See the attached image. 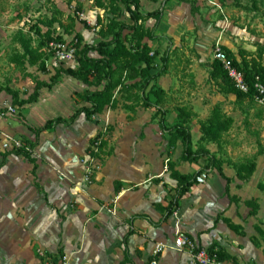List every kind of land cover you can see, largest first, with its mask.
<instances>
[{
	"label": "rangeland",
	"instance_id": "374dc122",
	"mask_svg": "<svg viewBox=\"0 0 264 264\" xmlns=\"http://www.w3.org/2000/svg\"><path fill=\"white\" fill-rule=\"evenodd\" d=\"M77 2L82 3L81 12L77 10V3L73 2L69 5L67 0H0V90L12 89L19 92L20 97L25 100L34 94L36 81L50 83L51 77L58 69L77 65V62L63 64L51 53L47 62L49 74L45 75L38 72L37 68L28 67L31 77H24L10 63L14 50L21 49L18 44L21 36L29 40L32 47L36 48L44 40L43 36L48 31H51L52 38L62 37L72 43L75 37L73 35L78 29L83 34L80 36L82 46L85 41L90 45H96L99 42V30L93 34L92 27L98 23L99 15L104 16L105 12L96 7L94 0H77ZM193 2L194 10H197L196 3ZM201 10L205 18L212 13L208 18L210 22H207L226 35L229 41L235 44L238 53L241 50L250 51L248 53H256L259 50L264 56V0H243L239 5L234 0H205L204 8ZM78 13H83L84 19ZM110 18L112 16L107 15V19ZM124 19L129 22L127 18ZM84 20L89 23L87 26L83 23ZM72 25L74 26L73 34H65L66 27ZM124 35L130 38L132 33L125 31ZM236 42H239V46ZM215 45L209 51L212 63ZM44 51L47 52V47ZM171 53L170 50L165 54L171 55ZM188 55V58H183V64H181L185 69L177 71V68H174L175 59L172 58V61H169L168 74L155 81V87L165 89L170 99L167 98L161 113H157L156 109L150 111L154 114L152 124L160 126L162 121L167 128L173 127L179 121V110L182 108L195 110L199 113V117L205 119L215 106L208 110L203 105L218 103L219 99L224 98L216 84L210 80L211 63L202 65V71L197 70L192 73L191 71L200 65L201 58L191 53ZM92 56L95 55L92 54ZM188 60L190 62L187 63ZM157 65L159 66L157 69L161 70L162 63L159 58ZM64 78L66 83H63V87H68V84L72 83L75 85L74 89L79 88L80 94L88 89L77 80L64 75L53 89H42L40 94L49 98L52 92H56V88L60 89L59 93L63 92L64 88L60 86V83ZM174 94L177 101H174ZM226 99L220 105L235 120L231 131L224 136L220 147L214 144L206 145L198 139L196 128L200 125V120H196L191 125V131L196 132L194 140L192 138L193 148L198 150L205 147L211 151H218L215 154L222 161L223 167H239L248 162L258 161L260 157L264 158L259 155L260 145L264 148V105L257 102H245L236 103L234 106V103ZM152 100L155 101L153 97ZM202 103L204 104L201 105ZM38 104H40L39 99L29 106L37 109ZM10 107L13 111L9 110ZM26 108L27 106L20 109L13 104L7 92H2L0 122L10 120L14 126H18L19 122L25 124L23 112ZM64 110L56 112L52 117L57 115L68 117V111L65 110L66 113H63ZM119 110L111 118L102 119L100 116H95L91 123H96L99 128L94 137L101 132L113 129L112 144L117 147L118 140L121 139L120 146L123 150L120 154L124 158L125 146L131 147L132 144L134 145L133 142L138 143V140L144 137L145 127L134 130L135 133L132 134L128 128L135 120V114L121 107ZM161 132L158 141L165 149L163 171L158 175H148L146 181L140 185L123 183L121 194L116 195L113 191L115 185L109 181L111 172L104 169L103 165L100 166L94 162L87 150L84 152L82 143L74 137L71 138L70 134L67 138L55 133L38 135L36 142L31 144L24 135L9 134L0 129V163L3 161V155L18 149L14 147L15 142H19L22 147L26 145L28 150H31L30 145H33L32 155L43 165L44 177L49 179V184H44L36 176L35 169L32 168L30 172L24 169L26 167L20 162L23 161L20 156L18 159L15 155L6 157L5 164L8 163V165L0 175V264H52V259L47 257V254H58L61 249L64 254L61 264H78V257L83 249L87 251V246L92 245L93 235L97 231L134 226L140 216L137 215L139 210H133L130 214L126 213V207L129 206L132 198L141 194L146 199L144 202L146 208L144 206L141 209H146V212L159 218V213L154 208L156 203L149 199L147 188H150L157 177L170 180L167 166L169 161L174 160L178 155L177 144L171 143L172 138L168 133ZM130 154L131 151H129ZM9 156L16 159L14 158L10 163ZM178 163L181 164L182 161L178 159ZM31 165L34 167V164L31 163ZM199 172L202 173L200 181L192 189L205 185L209 189V175L216 171L212 170L206 161ZM256 176L255 179L259 181L263 178L261 174ZM231 180L229 193L226 189H220V195L213 201L212 206L202 209L201 217L206 221V229L217 231V235L222 239L219 240V244L215 243L208 247L209 251L217 256L219 264H262L258 259L264 253V219H260L259 215H264V193L252 183L244 190L242 185L245 182L241 181L237 175ZM32 188H34V194L30 192ZM175 189L173 188L170 196L168 194L165 196V201L177 197L178 194H174ZM162 190L164 189L159 188L158 197L155 198L159 202L162 199ZM258 193L261 194L259 197L261 206L258 199H255ZM45 195L50 201L49 206L45 204ZM220 198L227 201L228 211L225 212L223 206H218ZM182 199H178V208L174 214L176 217L180 214ZM247 201L252 204L246 205ZM253 211L257 213L256 216L251 215ZM205 212L210 213V219L205 216ZM225 217L231 219L232 223L240 225L242 232L239 235L231 231L228 224L223 221ZM30 250L35 256L44 258V263L39 259L35 262L29 254ZM113 252L116 253L115 250L112 254ZM218 252L224 257L223 260L219 258ZM106 256L111 264L114 260L111 254L107 253Z\"/></svg>",
	"mask_w": 264,
	"mask_h": 264
},
{
	"label": "trees",
	"instance_id": "16d2710c",
	"mask_svg": "<svg viewBox=\"0 0 264 264\" xmlns=\"http://www.w3.org/2000/svg\"><path fill=\"white\" fill-rule=\"evenodd\" d=\"M71 5L77 3V10H83L82 3L77 0H67ZM157 2V0H153ZM168 1V0H166ZM237 5L243 0H234ZM96 7L105 12L104 16L98 17L97 27L99 30L100 40L96 45L84 44L82 46L81 34L74 33L73 41H77L75 47L76 67H68L58 69L54 76L51 77L50 83L36 81L34 94L28 99H22L19 92L6 88L0 90L7 92L11 96L14 105L20 109L27 105L35 103L40 97L42 89L51 90L57 85L58 81L67 75L74 80L82 83L88 89L83 94H76V105L78 108L68 118L58 117L49 120L44 127L34 130L36 136L46 130H52L60 124L72 125L82 115L87 121L92 120L95 116H100L110 110H116L122 107L123 110L134 113L140 106L143 109H156L157 113H161L162 108L166 104L167 93L162 88H156L154 83L161 77L168 74L169 61H172L173 55H160L157 51H153L148 44L144 43L146 39H154V29H156L163 17V11L158 10L152 13L143 14L141 11L142 0H94ZM194 7V4H193ZM195 13V10L193 8ZM107 15L112 18L107 19ZM127 18L129 22L125 19ZM154 21L153 29L146 27L147 21ZM83 23L87 26L86 21ZM90 28V27H89ZM91 29V28H90ZM125 31H130L132 35L125 37ZM74 26L66 27L65 34L72 35ZM74 36V35H73ZM44 40L36 48L32 47L29 40L23 36L19 37L18 44L21 49L14 50V54L10 57V63L24 77H31L28 73V67L37 68L38 72L45 75L49 74L47 62L51 53L44 51L51 42H62V37L52 38L51 31L44 36ZM74 43V42H72ZM223 51L232 61L233 66L243 73L245 81L249 86V92L243 93L239 91L223 65L214 60L211 64L210 80L216 84L221 92L236 96V103L251 102L255 103L256 84L264 86V56L261 51L256 53H248L247 51H239L238 55L234 54L227 47L222 46ZM153 53V55H151ZM94 54L95 56H92ZM162 63L161 70H158L157 59ZM152 97L155 101L152 100ZM198 115L191 109L182 108L179 110V121L173 127L167 128L165 123L160 121L162 131L170 135L173 145L180 142L183 146L181 160L190 164L197 163L201 159L206 160L208 166L216 171L218 175L226 181V192L229 193L232 180L228 178L223 170V163L216 154H212L207 148L195 150L193 148L191 125ZM235 120L229 117L221 105H216L207 120L200 122L201 138L204 144H214L220 147L221 142L231 129ZM113 129L99 133L90 140V146L87 153L98 165H104L106 160L114 154ZM30 144V143H27ZM28 150L24 145L21 148L12 150L3 155V161L0 163V171L5 165V159L8 155L23 156L35 164L32 156L33 145ZM259 155L264 156V148L260 145ZM36 166V165H35ZM235 166H233L234 168ZM256 161L248 162L235 167L237 177L244 182H248L256 172ZM170 172V178L176 183L174 194L177 197L167 199L165 206H160L164 217L162 222L167 221L176 213L178 208V199L184 196L196 186L201 177V172L196 174L185 175L176 169V164L169 161L167 166ZM156 182H161L157 180ZM166 186V185H165ZM260 191H264V183L258 185ZM173 189L168 190V196L172 194ZM174 196V195H173ZM250 201L246 205H251ZM252 216L257 213L253 211ZM229 228L240 234L241 227L234 225L229 219H223ZM218 256L223 260V256L218 252ZM47 257L52 259V264H61L64 257L63 251L59 250L58 254L48 253ZM44 263V258L38 257ZM152 261V260H151Z\"/></svg>",
	"mask_w": 264,
	"mask_h": 264
},
{
	"label": "crops",
	"instance_id": "0c3cea01",
	"mask_svg": "<svg viewBox=\"0 0 264 264\" xmlns=\"http://www.w3.org/2000/svg\"><path fill=\"white\" fill-rule=\"evenodd\" d=\"M193 1H195L196 3L195 8L197 10L199 9L200 11L195 10L194 13ZM204 2L205 0H157V2L153 0H142L141 2V12L143 14L152 13L158 10L163 11L162 20L159 26L154 29V39H146L144 43L148 44L153 51H157L158 53H160V55H164L166 52L171 50L175 59L174 68H177V71L185 69L181 64H183V58L186 59L189 57V53L196 55L198 58H201L200 65H197L196 68L191 71L192 73H195L197 70L202 71L203 69L201 66H204V64H212V61H210L211 59L209 51L214 44H220L221 46L227 47L234 54L238 55V50L236 49L235 44L229 41V38L226 35L222 34L221 31H217L211 24L208 23L210 22V19L208 18L212 13L208 15V18L204 17V13L201 10V8H204ZM145 25L147 28L153 29L155 26V22L152 20L147 21ZM77 33L82 34L78 29ZM64 40L67 39L65 38ZM236 43L239 46V42ZM85 44H87V41H85ZM188 62L190 61L188 60L187 63ZM65 80V78L62 79L60 86L63 87V83H66ZM70 84L71 85L68 84V87H63L64 89H62L63 92L61 93L58 92L60 91V89H54L58 93L52 92L49 98H46L45 96H42V94H40V104H38L39 107L37 109L33 106L27 105L26 110H24L23 112V116L26 121H24V123L28 126L20 122L18 123V126H14V124L10 123V120H6L4 122H0V129L8 132L9 134L24 135L31 142V144H33V142H36V135L34 133V130L44 127L47 121L56 119L58 117L68 119L77 109V106L75 105L77 104L75 103L77 97L74 93L80 94L78 90L79 88L74 89L73 87H75V85H73L72 83ZM163 90L166 92L165 89ZM219 91L221 90L219 89ZM221 94L224 96V98L219 99L218 103L212 102L210 105H205L204 103H202L201 105L204 104L203 106L205 107V109L209 110L216 105L222 104L227 100L226 98H228V100L234 103V106H236V96L228 95L223 92ZM174 96H176V94H174L173 97ZM74 97L76 99H74ZM167 98L170 99L169 96ZM174 101H177L175 97ZM62 108L68 111V117L57 115L53 118L52 116L55 115L56 112L62 111ZM29 110L30 112H28ZM65 110L63 111V113H66ZM120 110L118 108L116 110L107 111L103 115H100V118H111L115 115V112H118ZM151 110L153 109L146 110L139 106L136 109V112H134L135 120L128 128L129 131L134 134V130L145 127L144 137L140 138L138 140V143L133 142L134 145L132 144L131 147L125 146L124 149H126V152L124 158L121 157L120 154V152L123 150L120 146L121 139L118 140L117 147L113 145L114 154L109 157L103 165L104 169H108L111 172L109 181L113 182V184L115 185L114 187H112L114 188L113 191L116 195L121 194V187L123 183L129 185L143 184L146 181L148 175H158L164 169L165 149L162 145L159 144L158 141V137L162 133V129L157 124L151 123L154 118V114L150 112ZM193 111L197 115L199 114L197 111ZM224 112L227 114V111ZM227 115L233 118L229 114ZM207 118L202 119L198 115L196 120H200V122H202L207 120ZM199 127L200 125L196 128V130L198 131V139H200L202 136L201 130L199 131ZM98 130L99 128L96 123H91V120L87 121L85 116L82 115L72 125L60 124L52 130H46L42 132L40 135L42 136L49 135L50 133H55L67 138L68 134H70L71 138L74 137L75 140L82 143L85 152L89 147L90 140L93 139ZM129 131L127 132L129 133ZM194 133L196 134V132H192L193 140L195 136ZM129 135L131 134L129 133ZM116 136L118 139V134H116ZM208 150L212 154L218 153V151L215 150ZM129 151H131L130 155ZM182 152L183 146L180 142H178V155H176L175 159L172 160L176 164V169L178 171L185 175H190L202 170L206 163V160L201 159L197 163L190 164L181 160ZM16 157L18 159L19 156ZM20 157L21 160H23L20 162H22L26 167L24 169L29 172L30 170H32V168L35 169V174L40 180H42V183L49 184V179H46L44 177L45 171L43 170V165L40 162H37V160L33 157L36 161L33 167L28 158H25L23 156ZM14 158L12 156H9L8 159H11L9 162L11 163ZM178 159L182 161L181 164L178 163ZM13 162H15V160ZM7 165L8 163L4 165V167L0 171V175L3 171H5V167ZM256 165V172L254 173L252 178L242 185L244 190H246L247 186H249V184L251 183L254 184V187L257 186L258 188V185L264 181V158L260 157L258 161H256ZM223 170L225 175L230 179H233L237 175L236 170L232 166H225L223 167ZM258 174H261V176H263L260 181L259 179H255L257 177L256 175ZM52 175H54V173ZM155 179L156 180L154 181V183L150 185V188H147V192L149 195V199L152 202L156 203L154 208L155 211L159 213L160 217H155L152 213L146 212V209H141L144 208V206L146 208V205H144V202L146 201L145 196H141V194L137 197L132 198L129 201V206L126 207V213L131 214L133 210H139L137 212V215L140 216L137 218L138 220L136 219L137 221L135 222L134 226H123L119 229L107 228L104 231H97L96 234L93 235L94 239L92 245L89 244L86 248L89 253L83 249L82 254L77 259L78 264H110V261L106 256L107 253L111 254V258L114 259L111 264H150V261L152 259V249L157 243H167L168 246V249L160 257V264H189L190 256L188 252H178L172 249V242L178 232H185L189 234V236H191L190 238L194 240L199 247H203L208 250V247H211L213 244H219V240H222L221 237L217 235V231H208V229H206V221L205 219H202L201 213L202 209H204L206 206H212L213 201L216 200V198H218L220 195V189H226V181L221 178L217 172H212V174L209 175L208 180L210 188L207 189L205 185L196 189H192L182 199L180 214H178L177 217L173 215L167 221L162 222L164 215L160 210V206L167 205L165 196L168 194L169 189L172 190L176 187V183L171 180V178L169 181L158 177ZM159 179L161 180V182H156ZM159 188L164 189L161 191L162 199L160 202L158 201V199H155L156 197H158ZM33 190L34 188H32L30 192L34 194L35 191ZM262 193H264V191ZM260 196L261 194L258 193V196L255 197V199H258L259 203L261 199L259 198ZM45 202L47 206L50 205V201L47 195H45ZM218 206H223L225 209L224 211H228L229 207L227 205V201L221 200V198ZM207 213L205 212L204 214L210 219L211 215L210 213ZM218 218L219 216L215 221L216 224L218 222ZM259 218L264 219V215H259ZM233 224L236 226H240L235 223ZM236 235L239 234L236 233ZM113 250H115L116 253L113 252L112 254ZM29 254H31L35 262H38V257L35 256L31 250ZM258 260L262 264H264V253L259 256Z\"/></svg>",
	"mask_w": 264,
	"mask_h": 264
},
{
	"label": "built area",
	"instance_id": "2783aa9c",
	"mask_svg": "<svg viewBox=\"0 0 264 264\" xmlns=\"http://www.w3.org/2000/svg\"><path fill=\"white\" fill-rule=\"evenodd\" d=\"M78 15L82 16L84 19L83 13H78ZM97 30L98 27L96 24L92 27L93 34L97 33ZM73 40L74 39H72V42L74 43H71V41L69 42L67 40H63L62 42L53 41L47 46V52L52 53L54 57H56L63 64L74 63L76 62L77 48L75 47V44L77 43V41L75 42ZM151 55H153V53ZM214 60L220 62L223 65V68L228 73L229 77L235 84V87L239 91L243 93L249 92V86L245 81L243 73L233 66L232 61L223 51L220 44L215 45ZM256 92L255 102L264 105V86L259 83L256 84ZM9 110L13 111L11 107L9 108ZM14 147L21 148L22 145L19 142H15ZM167 249V243H157L152 249L151 264H160V257ZM172 249L178 252H188L190 256V264H219L216 255H213L206 248L198 247L196 243H194V241L190 238V236L185 232H178L176 234L172 242Z\"/></svg>",
	"mask_w": 264,
	"mask_h": 264
}]
</instances>
